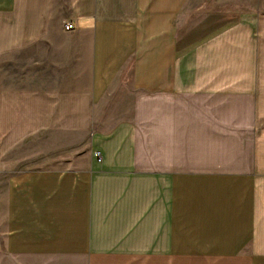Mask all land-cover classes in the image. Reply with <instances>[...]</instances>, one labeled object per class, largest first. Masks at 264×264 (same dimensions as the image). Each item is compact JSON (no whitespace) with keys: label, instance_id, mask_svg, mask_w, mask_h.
Wrapping results in <instances>:
<instances>
[{"label":"crops","instance_id":"1","mask_svg":"<svg viewBox=\"0 0 264 264\" xmlns=\"http://www.w3.org/2000/svg\"><path fill=\"white\" fill-rule=\"evenodd\" d=\"M249 7L0 0V264H264Z\"/></svg>","mask_w":264,"mask_h":264},{"label":"rangeland","instance_id":"2","mask_svg":"<svg viewBox=\"0 0 264 264\" xmlns=\"http://www.w3.org/2000/svg\"><path fill=\"white\" fill-rule=\"evenodd\" d=\"M239 2L241 3V6H243L244 8L238 10H245L246 8H251L249 6H254V5H260L261 6L260 10H264V0H239Z\"/></svg>","mask_w":264,"mask_h":264},{"label":"built area","instance_id":"3","mask_svg":"<svg viewBox=\"0 0 264 264\" xmlns=\"http://www.w3.org/2000/svg\"><path fill=\"white\" fill-rule=\"evenodd\" d=\"M73 28V24L71 23V21H67L65 24H64V29L65 30H71ZM95 157L97 158V160H100V155L98 152H95L94 153Z\"/></svg>","mask_w":264,"mask_h":264}]
</instances>
